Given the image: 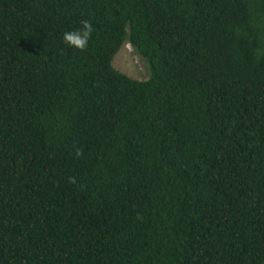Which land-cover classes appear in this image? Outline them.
Wrapping results in <instances>:
<instances>
[{
    "label": "trees",
    "instance_id": "trees-1",
    "mask_svg": "<svg viewBox=\"0 0 264 264\" xmlns=\"http://www.w3.org/2000/svg\"><path fill=\"white\" fill-rule=\"evenodd\" d=\"M0 264H264V0H0Z\"/></svg>",
    "mask_w": 264,
    "mask_h": 264
},
{
    "label": "rangeland",
    "instance_id": "rangeland-1",
    "mask_svg": "<svg viewBox=\"0 0 264 264\" xmlns=\"http://www.w3.org/2000/svg\"><path fill=\"white\" fill-rule=\"evenodd\" d=\"M113 67L137 81H147L152 75L148 62L129 44L124 45L115 56Z\"/></svg>",
    "mask_w": 264,
    "mask_h": 264
},
{
    "label": "clouds",
    "instance_id": "clouds-1",
    "mask_svg": "<svg viewBox=\"0 0 264 264\" xmlns=\"http://www.w3.org/2000/svg\"><path fill=\"white\" fill-rule=\"evenodd\" d=\"M81 28L73 31H67L63 34L64 43L74 49L85 51L88 47L89 41L95 31L91 19L81 21ZM83 154V150L77 148L75 155L80 157ZM76 178L70 177L69 183L75 184Z\"/></svg>",
    "mask_w": 264,
    "mask_h": 264
}]
</instances>
